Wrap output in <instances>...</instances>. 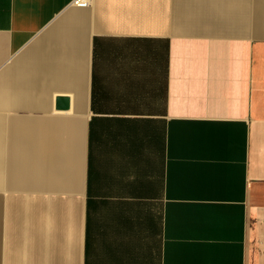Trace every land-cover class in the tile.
Segmentation results:
<instances>
[{
    "label": "crops",
    "instance_id": "obj_1",
    "mask_svg": "<svg viewBox=\"0 0 264 264\" xmlns=\"http://www.w3.org/2000/svg\"><path fill=\"white\" fill-rule=\"evenodd\" d=\"M72 1L0 0V264H264V0Z\"/></svg>",
    "mask_w": 264,
    "mask_h": 264
},
{
    "label": "built area",
    "instance_id": "obj_2",
    "mask_svg": "<svg viewBox=\"0 0 264 264\" xmlns=\"http://www.w3.org/2000/svg\"><path fill=\"white\" fill-rule=\"evenodd\" d=\"M92 0H73L72 4L75 6H89Z\"/></svg>",
    "mask_w": 264,
    "mask_h": 264
},
{
    "label": "water",
    "instance_id": "obj_3",
    "mask_svg": "<svg viewBox=\"0 0 264 264\" xmlns=\"http://www.w3.org/2000/svg\"><path fill=\"white\" fill-rule=\"evenodd\" d=\"M59 102V105L67 106V99H60Z\"/></svg>",
    "mask_w": 264,
    "mask_h": 264
}]
</instances>
